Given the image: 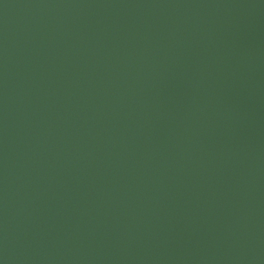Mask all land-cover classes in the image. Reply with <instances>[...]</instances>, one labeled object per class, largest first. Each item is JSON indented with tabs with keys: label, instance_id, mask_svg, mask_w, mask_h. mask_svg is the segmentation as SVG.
<instances>
[{
	"label": "water",
	"instance_id": "water-1",
	"mask_svg": "<svg viewBox=\"0 0 264 264\" xmlns=\"http://www.w3.org/2000/svg\"><path fill=\"white\" fill-rule=\"evenodd\" d=\"M0 264H264V0H0Z\"/></svg>",
	"mask_w": 264,
	"mask_h": 264
}]
</instances>
